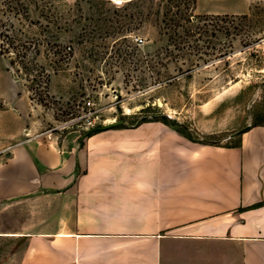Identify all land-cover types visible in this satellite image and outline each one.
<instances>
[{"label":"crops","instance_id":"1","mask_svg":"<svg viewBox=\"0 0 264 264\" xmlns=\"http://www.w3.org/2000/svg\"><path fill=\"white\" fill-rule=\"evenodd\" d=\"M19 106L0 160V264H264V86L259 121L231 145L160 119L35 133Z\"/></svg>","mask_w":264,"mask_h":264},{"label":"rangeland","instance_id":"2","mask_svg":"<svg viewBox=\"0 0 264 264\" xmlns=\"http://www.w3.org/2000/svg\"><path fill=\"white\" fill-rule=\"evenodd\" d=\"M160 13L148 0H0V160L22 100L35 133L164 113L195 140L234 144L261 116L264 0L242 15L196 2L176 25Z\"/></svg>","mask_w":264,"mask_h":264},{"label":"trees","instance_id":"3","mask_svg":"<svg viewBox=\"0 0 264 264\" xmlns=\"http://www.w3.org/2000/svg\"><path fill=\"white\" fill-rule=\"evenodd\" d=\"M131 1L136 2L139 0H128V2ZM148 2L151 7L156 8L158 14L161 11L162 22L165 24L176 25L183 20L191 21L195 18L191 11L195 8L197 0H148ZM159 119L167 121L166 118Z\"/></svg>","mask_w":264,"mask_h":264},{"label":"water","instance_id":"4","mask_svg":"<svg viewBox=\"0 0 264 264\" xmlns=\"http://www.w3.org/2000/svg\"><path fill=\"white\" fill-rule=\"evenodd\" d=\"M14 76L16 77L15 73H14ZM150 118H153V119L170 118V115L161 113V114H153V115H150V116L149 115L148 116H142L141 118H139L138 122L143 121V120H147V119H150ZM122 123H123L122 120H114V121H112V122H110L108 124H103V125L91 128L90 130H88L87 133H89V132H91L93 130H101V129H107V128L115 127V126L121 125ZM247 128H248V125L244 126L240 130H238L235 133L231 134L230 137L238 135V134L244 132Z\"/></svg>","mask_w":264,"mask_h":264},{"label":"built area","instance_id":"5","mask_svg":"<svg viewBox=\"0 0 264 264\" xmlns=\"http://www.w3.org/2000/svg\"><path fill=\"white\" fill-rule=\"evenodd\" d=\"M90 104V101H87V105H89ZM89 113H91L90 111H89ZM92 126H93V124H91ZM56 128H58V127H56Z\"/></svg>","mask_w":264,"mask_h":264}]
</instances>
